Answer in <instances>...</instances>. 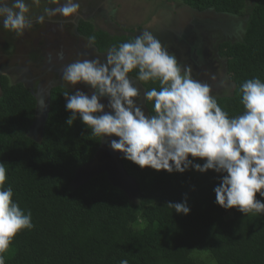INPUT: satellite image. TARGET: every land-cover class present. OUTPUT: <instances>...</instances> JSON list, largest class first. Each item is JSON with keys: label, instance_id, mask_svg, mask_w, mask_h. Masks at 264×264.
I'll list each match as a JSON object with an SVG mask.
<instances>
[{"label": "trees", "instance_id": "trees-1", "mask_svg": "<svg viewBox=\"0 0 264 264\" xmlns=\"http://www.w3.org/2000/svg\"><path fill=\"white\" fill-rule=\"evenodd\" d=\"M204 12L243 16L245 0H181ZM240 40L219 45L226 59L231 92L216 96L229 117L243 113L240 85L259 77L264 81V0L246 10ZM82 33L95 35L100 50H109L130 36H110L80 23ZM136 76V72L130 73ZM145 90L158 82L141 83ZM64 88L50 92L48 116L41 138L27 135L36 100L21 83L0 75V162L5 164L4 187L13 201L31 212L33 228L21 230L5 255L6 264H264V214H243L215 202L221 173L189 169L169 173L140 168L122 157L127 173L138 185L136 201L113 186L105 172L73 184L75 172L97 152L99 137L79 117L71 126ZM154 114L152 104L146 105ZM203 163L201 158H192ZM187 199L190 212L177 214L167 202ZM256 198L264 202L259 193Z\"/></svg>", "mask_w": 264, "mask_h": 264}, {"label": "clouds", "instance_id": "clouds-1", "mask_svg": "<svg viewBox=\"0 0 264 264\" xmlns=\"http://www.w3.org/2000/svg\"><path fill=\"white\" fill-rule=\"evenodd\" d=\"M33 2L38 4L39 0ZM48 3L57 6L45 7L36 23L56 15L71 17L81 8L80 0ZM29 11L25 0H13L11 7L0 0L3 28L22 36L33 26ZM95 42V35H90L84 47L91 49ZM134 71L133 78L129 74ZM191 72V67L181 66L151 32L143 31L110 48L103 59H77L64 67L60 78L75 89L74 93H63L65 109L71 112L66 124L71 126L79 117L93 136L118 137L110 139L109 147L142 169L183 173L191 168L221 173L213 189L219 206L245 215L264 214V202L256 198L257 193L264 197V81L253 77L240 85L244 111L229 117L212 86L194 79ZM149 81L158 82L159 88L142 92L141 83ZM78 84L88 91L77 88ZM105 98L107 104L101 102ZM149 102L152 115L145 113ZM190 156L204 162L195 163ZM6 173L5 164L0 162V264H6L4 254L16 234L33 228L31 212L26 213L13 201L11 186L4 187ZM167 205L177 214L190 212L186 198ZM120 264L129 262L123 259Z\"/></svg>", "mask_w": 264, "mask_h": 264}, {"label": "rangeland", "instance_id": "rangeland-1", "mask_svg": "<svg viewBox=\"0 0 264 264\" xmlns=\"http://www.w3.org/2000/svg\"><path fill=\"white\" fill-rule=\"evenodd\" d=\"M166 1L169 0H80L81 8L77 14L67 18L56 15L51 18H46L45 22L41 24L36 23L35 18L43 14L45 7H56L57 5L49 4L48 0H39L38 4L34 3L33 0H25L32 12V16H29L33 21L31 29L26 30L22 36H15L10 42H7L5 35H8L9 30L4 29L2 22H0V75H4L5 77L8 75V78H10L8 80L12 82V84L19 81L20 77L21 80L24 78L30 80L28 82L29 90L33 94H38L39 89L36 87L34 81L36 78L42 81L44 78L47 81L55 75V72L48 71L47 68L49 64L53 63L52 59L57 57V52L66 51L64 54H68L70 62H74L78 59L73 51V46L76 41V28L80 21L89 23L94 28V31L96 29L99 31L102 29L106 30L111 27L110 30L106 31L110 36H120L123 34H130L133 36L142 32L140 28H145L144 26L149 23L150 17L154 16L156 10L164 6ZM8 2L12 4L13 0H9ZM254 2H256V0H245L247 11ZM90 3H98L100 7L99 12L103 13L104 18L97 20L95 17H89L90 20H84L82 13H87L86 7ZM182 3L183 1L179 0V4L182 5ZM7 5L9 6V3H7ZM246 10L243 16L233 17L228 15L224 16L227 18L226 21H222L225 25V23L230 20L231 24L236 28L234 30L235 38L223 39L222 34L215 36L213 33L208 37L209 39L204 37L202 41L205 46L204 56L205 52L206 54L208 53L207 59L212 62L213 68L211 70L214 71L216 77V81L210 83L213 87V94L215 96L227 95L226 93L230 94L231 92V87L227 88L217 85L218 82L230 83L226 71V59L222 57L219 58L216 54L219 49L218 45L221 41L226 40L234 42L236 38H238V40L242 38L245 30ZM198 19L213 21V15L205 12L201 15L199 14ZM207 25L208 24H206V26ZM51 28L60 30H56L57 33L55 37L50 39L48 33L45 34V32H48ZM208 28L212 30L218 29L214 26H208ZM224 28L226 27L224 26ZM62 30H64V32ZM10 32L14 33L13 31ZM169 53L176 56L179 64L178 58H184V54L181 51L176 50L173 52V49H169ZM48 55L51 58L49 62ZM180 65L190 66L188 62L185 64L181 63ZM23 68H25V70ZM194 73L195 72L192 70L191 74L193 78L202 81L199 75ZM44 84L46 85L45 81ZM46 95L44 93L45 98ZM36 135L40 138L41 133L38 132ZM193 255L203 258L204 264H211L204 254H197L194 252Z\"/></svg>", "mask_w": 264, "mask_h": 264}, {"label": "flooded vegetation", "instance_id": "flooded-vegetation-1", "mask_svg": "<svg viewBox=\"0 0 264 264\" xmlns=\"http://www.w3.org/2000/svg\"><path fill=\"white\" fill-rule=\"evenodd\" d=\"M8 1L6 0V3H9V7H11L12 4H11V2H8ZM93 1H98V0H93ZM167 4H169V5H167ZM100 5H101V3H100ZM165 5L159 7V9L156 10V12L154 14L155 19H154V16H151L149 23L146 26H144L145 27L144 29L140 28L141 29L140 31L151 32L161 42L162 46L167 48L168 51H169V49H173V52H175L176 50L181 51L184 54V58L183 57L178 58L180 64L181 63L185 64L188 62V64L191 66L192 70L199 75L202 82L207 81V83H209V84L215 82L216 77H215L214 71L211 70L213 68L212 62H210V60L207 59L208 53L206 54V52H205V56H204L205 46L202 43V41L204 40V37L209 39L208 37H210V35H212L213 33L215 34V36H218V34H222L223 39L235 38L234 37V35H235L234 30L236 28L231 24L230 20H228L225 23V25L222 22V21H226L227 18L224 16H228V15L216 13L212 10H208L205 12H208L211 15H213V21H210V20L209 21L208 20L203 21L201 19H198V15L199 14L201 15L205 12H199L198 10H195V9L189 7L185 3L184 4L182 3V5H180L179 0L166 1ZM99 8L100 7H99L98 3H96V4L90 3L89 5H87V7H86L87 13H82L84 20L85 21L90 20L89 17H95V19H97V20H100V18H104L103 13L99 12ZM29 9H30V7H29ZM27 15L30 17L32 16L31 9ZM161 17L165 18V20L163 22H162L163 19ZM233 17H239V16L237 15V16H233ZM80 23H82V21H80L78 23V27L76 28V31H77L76 41H75L74 46H73V51H74L75 55L77 56L78 59L94 58V56H100L101 59H103L104 53H106L108 51L107 49L105 51L100 50L96 44L91 49H86L84 47L85 44L87 43L88 35L85 33H82L80 31V29H79ZM83 23H85V22H83ZM206 24H208V25L206 26ZM208 26L209 27L214 26V27L218 28L219 30H224V31H219L218 29L212 30L211 28H208ZM224 26L226 28H224ZM110 29H111V27L106 29V30L102 29L100 31L106 32ZM56 30L58 31L60 29L51 28L48 30V32H45V34L48 33V36L51 39V38L55 37V35L57 33ZM62 31L64 32V30H62ZM93 31H94V28H93ZM95 31H99V30L96 29ZM142 32H140V33H142ZM139 34H136L133 36L130 34H123V35L131 36L132 38H134L135 36H137ZM15 36H17L16 33L15 32L12 33L10 31H9L7 36L5 35L7 42H10L13 38H15ZM40 36H41V34H40ZM237 40H238V38L235 39V41H237ZM224 42H226V40L221 41L220 44H222ZM219 45H218V47H219ZM218 50L216 52L217 56L219 58H221V57L224 58L223 56H221L219 54ZM64 53H66V51L65 52H57V57L52 59L53 63L48 65V68H47L48 71L55 72V75L53 77H51L47 81L44 78H43V81L40 80L39 78H36V80L34 81L36 84V87L39 89V92H42L43 94L45 93V95L47 94L46 99L48 97L50 98V92L54 88H58V87L64 88L67 91L69 90L72 93H74V91H75V89L72 88L71 86H69V85L66 86V82H63L60 78V74L63 71L64 67L66 65L72 63V62H70V57L68 56V54H64ZM67 57H68V60H67ZM50 59L51 58L48 55V62L50 61ZM23 69L25 70V68H23ZM129 75L133 78L135 77L132 74H129ZM6 77H7V79H10V78H8L9 77L8 75ZM212 77H214V79ZM29 81L30 80H26L25 78L21 80V77H20L19 81H16L15 83H21L25 88L29 89L28 88V82ZM44 81L46 82V85L44 84ZM10 83H12V82H10ZM222 83L218 82L217 85H221V86H225L227 88H230V83H226V82H222ZM140 86H141V91L143 92L145 89L142 86V84ZM76 87L80 88L82 91H85V92L88 91V88L83 84H78V85H76ZM101 102L107 104V99L105 98ZM105 110L110 111L109 109H105ZM145 113H146V115H148L146 106H145ZM110 139H114V138L113 137H110V138L109 137H102V138H100V144H99V147L97 148V152L93 156L92 160L90 161L91 166L94 167L95 169L97 167L98 168L102 167L105 164V162L109 161L112 158V156L117 157V156L122 154L118 150H112L109 147ZM122 157H123V155H122ZM99 173H101V172H99Z\"/></svg>", "mask_w": 264, "mask_h": 264}, {"label": "water", "instance_id": "water-1", "mask_svg": "<svg viewBox=\"0 0 264 264\" xmlns=\"http://www.w3.org/2000/svg\"><path fill=\"white\" fill-rule=\"evenodd\" d=\"M35 100H36V106H35V113H34V120L32 124L30 125L27 135L32 138L35 141L40 140L36 134L38 132L42 135V129L45 123V120L48 116L49 111V97L46 99L44 97V94L42 92H39L38 94H33ZM114 139H119L118 137L112 136ZM123 154L115 157L112 156V158L105 162V164L100 168H94L90 166L91 162L85 164L84 166L80 167L74 174L73 177V184H81L83 183L88 177H90L92 174H96L99 172H105L107 176V180L115 187H118L121 189L126 196L131 201H136L138 196V185L133 177H131L126 169L124 168L121 157Z\"/></svg>", "mask_w": 264, "mask_h": 264}, {"label": "crops", "instance_id": "crops-1", "mask_svg": "<svg viewBox=\"0 0 264 264\" xmlns=\"http://www.w3.org/2000/svg\"><path fill=\"white\" fill-rule=\"evenodd\" d=\"M102 4H103V2H102ZM101 6V5H100ZM165 20V18L162 20V22Z\"/></svg>", "mask_w": 264, "mask_h": 264}]
</instances>
